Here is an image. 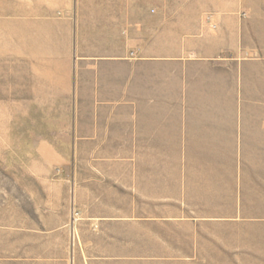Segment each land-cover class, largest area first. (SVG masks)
<instances>
[{
    "label": "rangeland",
    "instance_id": "374dc122",
    "mask_svg": "<svg viewBox=\"0 0 264 264\" xmlns=\"http://www.w3.org/2000/svg\"><path fill=\"white\" fill-rule=\"evenodd\" d=\"M195 1L0 0L71 39L0 41V264H264V0Z\"/></svg>",
    "mask_w": 264,
    "mask_h": 264
},
{
    "label": "crops",
    "instance_id": "0c3cea01",
    "mask_svg": "<svg viewBox=\"0 0 264 264\" xmlns=\"http://www.w3.org/2000/svg\"><path fill=\"white\" fill-rule=\"evenodd\" d=\"M202 3V0H196L195 1V5H199ZM233 4V3H232ZM231 2L229 0H218V3L214 6H209V0H203V3L198 7L199 10L195 11L196 13H202L204 10H209V9H214L215 13H216V19H218V22L221 23H226L228 24L227 26H225L226 28H235V24H238V21L234 20V15L237 12V6L232 5ZM20 12L24 13L25 15H30V14H34V13H40L41 11V7H33L32 5L30 6L29 4H25L23 6H20ZM53 9L48 10L50 12H52ZM64 13H71V9L68 6V8L64 11ZM215 19V18H214ZM12 22V21H10ZM14 22H12L13 24ZM232 27H231V25ZM14 28L15 29H26V33L27 35H29L25 40H22L21 38L18 40L17 38H15V45L16 48L17 46H19V44H23L24 43H31L33 44L35 47V49H32L31 55H37L40 54V49L42 48L43 45H45V41H46V29L49 28L50 32H51V43H52V39L54 38L53 36V28L55 26H64L66 27V34L64 35L65 40H68V44L70 45L71 43V39L67 33V29H70V22L68 19H62L61 21H44L43 19H31L29 20L28 18H25L24 21L22 22H15ZM188 27V26H187ZM237 27V26H236ZM45 32V33H44ZM32 36V37H31ZM20 41V42H19ZM170 43H166V42H159V44L154 47H152L151 49V53L150 54H157V55H167V46ZM174 45V44H172ZM53 46V43H52ZM44 48V47H43ZM50 53H53L50 52ZM48 53V54H50ZM76 60H79V58H77ZM93 72V70H92ZM75 79H74V84L77 86V69H75ZM76 88V87H75Z\"/></svg>",
    "mask_w": 264,
    "mask_h": 264
},
{
    "label": "bare ground",
    "instance_id": "6f19581e",
    "mask_svg": "<svg viewBox=\"0 0 264 264\" xmlns=\"http://www.w3.org/2000/svg\"><path fill=\"white\" fill-rule=\"evenodd\" d=\"M28 36L29 35H27L26 31H19L18 29H15L14 28V25L10 21H5L2 24L1 32H0V41H5V42H3L4 44H3L2 47H5L10 52L12 51V42H13V40L15 38H17L18 40L20 38L22 40H25L26 39V41H27V39L29 38ZM45 37H46L45 38L46 39V42H45V45H44V48H45L44 49V52L45 53H50V52H52L53 46H52V43H51V32H50V29L49 28L46 29ZM0 44H1V42H0ZM30 47L31 46H30L29 41H28V43H24L23 42V44H19L18 49L20 51H23L25 49H29ZM32 47H35V46L32 45ZM6 49H3V50L1 49V50L5 52Z\"/></svg>",
    "mask_w": 264,
    "mask_h": 264
}]
</instances>
